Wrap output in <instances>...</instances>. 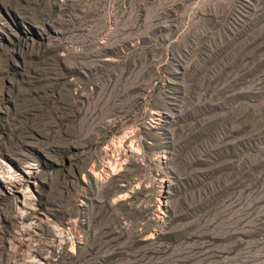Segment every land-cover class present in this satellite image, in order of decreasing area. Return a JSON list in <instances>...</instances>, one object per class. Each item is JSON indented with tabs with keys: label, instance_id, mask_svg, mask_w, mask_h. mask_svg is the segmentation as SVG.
Masks as SVG:
<instances>
[{
	"label": "rangeland",
	"instance_id": "obj_1",
	"mask_svg": "<svg viewBox=\"0 0 264 264\" xmlns=\"http://www.w3.org/2000/svg\"><path fill=\"white\" fill-rule=\"evenodd\" d=\"M0 264H264V0H0Z\"/></svg>",
	"mask_w": 264,
	"mask_h": 264
}]
</instances>
